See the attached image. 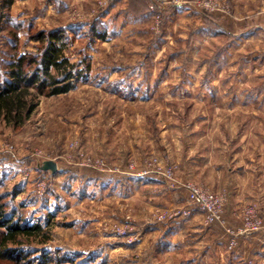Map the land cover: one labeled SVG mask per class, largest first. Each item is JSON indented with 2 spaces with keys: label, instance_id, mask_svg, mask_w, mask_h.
<instances>
[{
  "label": "rangeland",
  "instance_id": "rangeland-1",
  "mask_svg": "<svg viewBox=\"0 0 264 264\" xmlns=\"http://www.w3.org/2000/svg\"><path fill=\"white\" fill-rule=\"evenodd\" d=\"M204 1L0 0V68L14 36L24 54L59 29L90 66L21 129L0 123L5 213L42 227L31 264H264V31L239 0ZM189 184L222 198L224 224Z\"/></svg>",
  "mask_w": 264,
  "mask_h": 264
},
{
  "label": "trees",
  "instance_id": "trees-1",
  "mask_svg": "<svg viewBox=\"0 0 264 264\" xmlns=\"http://www.w3.org/2000/svg\"><path fill=\"white\" fill-rule=\"evenodd\" d=\"M16 0H6L9 8ZM92 31L94 32L95 29ZM105 33L97 34L99 39ZM68 36L64 30L39 31L30 36L37 42L36 52L18 51L19 38L14 36L11 45L15 51L0 68V123L13 131L21 129L34 113L39 99L65 95L75 88V84L90 71V66L80 68L83 61H70L66 55ZM0 197V264H31L32 252L23 246L25 241L35 238L41 226H29L14 220L5 213L6 202ZM29 261V262H28ZM37 264H48L42 260Z\"/></svg>",
  "mask_w": 264,
  "mask_h": 264
},
{
  "label": "built area",
  "instance_id": "built-area-1",
  "mask_svg": "<svg viewBox=\"0 0 264 264\" xmlns=\"http://www.w3.org/2000/svg\"><path fill=\"white\" fill-rule=\"evenodd\" d=\"M182 1L183 0H172V1L155 0V2H162L166 5L181 4L183 3ZM197 1L198 3L202 1L204 3V6L207 5V3L204 0H197ZM151 8H153V6H151ZM186 190L188 193L189 203L191 205L197 206L201 211L205 213L206 222L208 224L213 223V222L224 224L223 200L220 196L210 193L206 191L205 189L192 185V184L187 185ZM187 214H189V212H187ZM245 226L246 228L239 234H242V233L249 234L251 232L257 231L259 228V223L249 221ZM234 246H235V242H232L229 246V249L232 250Z\"/></svg>",
  "mask_w": 264,
  "mask_h": 264
},
{
  "label": "crops",
  "instance_id": "crops-1",
  "mask_svg": "<svg viewBox=\"0 0 264 264\" xmlns=\"http://www.w3.org/2000/svg\"><path fill=\"white\" fill-rule=\"evenodd\" d=\"M246 0H239L236 4V9L240 13H246L247 11H250L251 18L250 24L254 29L258 32L264 31V0H252L250 3V10L248 5L245 2ZM248 2V1H247ZM240 19V18H239ZM249 19H246L248 21ZM254 34V33H253Z\"/></svg>",
  "mask_w": 264,
  "mask_h": 264
},
{
  "label": "water",
  "instance_id": "water-1",
  "mask_svg": "<svg viewBox=\"0 0 264 264\" xmlns=\"http://www.w3.org/2000/svg\"><path fill=\"white\" fill-rule=\"evenodd\" d=\"M41 170L42 171H50L52 174H55L57 172V165H56V163H54L52 161H46L43 163Z\"/></svg>",
  "mask_w": 264,
  "mask_h": 264
}]
</instances>
